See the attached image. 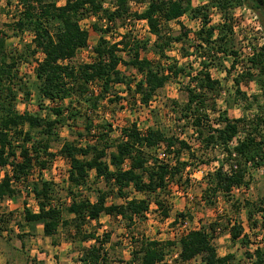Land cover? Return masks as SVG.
I'll return each instance as SVG.
<instances>
[{
    "label": "trees",
    "instance_id": "obj_1",
    "mask_svg": "<svg viewBox=\"0 0 264 264\" xmlns=\"http://www.w3.org/2000/svg\"><path fill=\"white\" fill-rule=\"evenodd\" d=\"M17 1L21 10L12 29L16 36L25 33L30 35L25 48L28 56L42 55L33 70L36 98L39 102L45 100L51 104L69 99L70 104L75 102L78 106L82 103L86 106L81 108L84 111H81L80 106L66 110L61 107L51 108L54 119L42 118L39 114L32 115L29 112L18 113L15 102L19 92L22 91L28 97L31 91L18 71V64L26 62V54L8 52L6 35L0 31V204L6 199H17L19 191L16 185L24 187L38 206L37 212L24 209L23 219L26 223L41 224L44 236L51 238L57 234L59 227L72 225L74 237H79L80 244L93 241V245L79 248L77 264H112L105 248L110 241V234L106 232L98 235L95 231L83 233L82 227L91 221L97 224L101 216H108L119 217L127 222L126 227L129 228L135 225L136 220L145 217L151 202L157 210L161 209L159 212L166 219V203L159 197L172 184L180 187L183 172L190 165L181 159V155L186 151L188 158L193 159L195 152L188 142L179 137L167 135L154 127L142 133L135 123L120 128L119 140L112 142L110 134L113 125L108 122L98 125L91 118L96 115L99 102L107 98L116 84H122L127 92H132L133 100L136 99L140 107H147L169 80L181 78H188L184 87L186 102L181 108V117L195 134L198 151L208 157L217 151L222 155L221 159L212 157L203 161L199 158L197 161L198 166L208 165L211 160L218 164L213 172L205 175L207 182L202 200L213 204L219 194L230 200L232 190L248 189L246 178L249 171L264 167V0H212L197 7H193L192 0H136L146 3V7L134 13H131L129 7L134 0H108L111 3L110 10L103 7L107 0H65L62 5H58L57 0ZM238 7H246L256 15L262 43L253 47L248 57L240 60L246 67L233 78V96L235 100L245 103V111L251 115L232 119L227 110L217 108L216 99L223 93V87L213 78L211 70L223 68L221 62L229 57L230 66L224 69L227 75L241 64L238 52L233 49L232 16ZM212 10L221 15L216 25L211 23ZM101 13L100 19L105 21L106 28L95 25L93 28L103 34L108 33L117 21L125 23L144 20L148 31L155 37L151 46L155 58L149 59L143 54L147 50L146 41H138L126 31L120 35L119 41L113 43L101 36L93 47V60L73 65L72 60L77 53L88 46L89 33L81 27V19L83 16H98ZM184 16L198 22L199 27L191 36L179 21ZM172 22L179 26L178 35L163 31ZM122 26L126 28V25ZM174 44L182 48L184 44L187 45V49L180 48L182 53L179 49L178 54L182 59L189 60L188 64H180L175 57L172 59L168 56L166 51L172 49ZM121 53H126L128 59H123ZM193 62L198 68L191 74ZM121 65L135 70L140 74V79L135 81L125 76L119 69ZM250 81L258 85L259 95L248 97L241 91L242 83ZM39 102L38 107H42ZM64 110L67 112L65 116ZM77 119H82L84 129L78 137H88L90 141L83 146L65 141L58 152L68 161L67 181L70 190H75L69 191L72 199L65 209V213L72 217L65 219L61 208L52 204V183L39 176L54 157L49 152L50 140L56 137L54 130L59 124L75 122ZM34 131L39 139L33 138ZM15 141L19 142L16 146ZM161 146L173 160L172 163L151 158V152ZM7 166L10 167V173L2 175V170ZM34 168L38 169L39 179L31 178ZM91 172L95 175L93 184L101 179L104 188L125 202L107 203L108 191L102 188L93 191L89 184ZM86 190L96 196L94 201L77 199L74 195L76 191L81 193ZM131 191L144 197L129 198L128 193L131 194ZM235 202L236 210L243 208L249 220L259 214V218L264 221V197L253 203ZM257 223V220H253L252 228ZM211 227V232L200 228L190 230L180 237L177 245L179 264L196 257H201L200 264H233V255H217L212 242L214 229ZM230 231L232 242L239 240L243 247L249 245V237L242 234L243 230L236 222ZM173 245L169 241L143 239L139 252L133 253L127 264H160L167 248ZM245 256L249 260L248 264H264V248L261 245L253 252L245 253Z\"/></svg>",
    "mask_w": 264,
    "mask_h": 264
},
{
    "label": "rangeland",
    "instance_id": "obj_2",
    "mask_svg": "<svg viewBox=\"0 0 264 264\" xmlns=\"http://www.w3.org/2000/svg\"><path fill=\"white\" fill-rule=\"evenodd\" d=\"M212 0H192L193 7H197L203 4H208ZM58 5L63 4V0H57ZM104 9H111V3L107 0L104 3ZM130 11L141 12L146 7V3H140L136 0L130 2ZM20 7L17 0H0V31L5 35V41L7 51L12 54H19L23 52L26 54L25 61L18 64L19 75L22 80L30 87V96L26 97L22 91L19 92L15 102V110L18 113L29 112L32 115L39 114L42 118L49 117L54 119L55 116L50 112V109L57 108H85V104L77 105L75 102L70 104L69 99L51 104L49 101L43 100L39 102L36 98V92L33 87L35 84L34 67L36 62L42 59L41 54H37L34 57L28 56L25 51L27 43L30 41V35L23 34L16 36L17 34L12 29V25L16 21L19 15ZM251 12V11H250ZM249 12L246 7H238L233 11V49L238 52L239 61L248 57L253 47L259 46L262 43L261 28L257 17L254 19V15ZM98 16L87 15L83 16L80 21V25L83 29H86L89 33L88 46L93 49L96 46L101 36L105 37L110 43L120 40V35L128 31V35L135 38L138 41L147 42V50L143 53L147 58H155V55L151 49V46L155 40V37L139 22L134 21H117L109 30L108 33L103 34L93 28V26L102 27L105 23ZM256 16V15H255ZM212 25H216L221 20V15L216 10H212L210 15ZM182 25L189 31V35L196 30L198 22L190 20L184 16L179 20ZM126 25V28H122ZM130 27V28H129ZM127 29V30H126ZM164 32L172 35H178L180 30L178 24L172 22L169 23L163 29ZM187 45L184 44L185 49ZM182 46L174 44L172 49L167 50V54L170 58H176L180 64H188L189 60L182 59L180 54L182 53ZM180 49V50H179ZM178 50L180 54H178ZM123 59L127 60L126 53H121ZM190 59H193L192 57ZM91 51H79L76 57L72 60L73 65H81L84 62L92 61ZM230 57L225 58L221 62L223 68H215L211 70L213 78L220 82V86L223 90L220 97L217 98V108L220 110H227L230 118L237 119L251 115L249 111H245V103L235 100L233 96V78L242 71L246 66L244 62L238 64L235 70L229 75L226 74L224 69H228L230 66ZM217 65V64H216ZM191 74H194L198 68L195 62L192 63ZM119 69L122 73L133 78L135 81L140 79L138 74L133 69H126L124 66H120ZM188 83V78H181L178 80L171 79L168 83L159 90L152 98L147 107H140L136 99L133 100V93L127 92L125 86L122 84H116L111 89L107 98L99 102L96 115L91 118L98 125L103 123H110L113 125V132L110 134V140L112 142L119 140L120 128L127 127L131 123H135L138 129L144 133L147 128L154 127L164 131L167 135L179 137L188 142L194 150L195 156L193 159L188 158V153L184 151L181 155L183 161H188L190 164L188 168L183 172L180 187H176L174 184L167 188V192L159 197L160 200L165 201L167 208V218H162L160 210L156 209V206L151 202L150 218L146 216L142 220H136L135 225L126 227V223L123 220H112L105 216L96 223H86L81 231L83 233H89L95 231L98 235L108 232L110 234V241L105 246L108 250V258L112 264H127L133 253H138L140 249V242L143 239H154L158 241H169L175 245L167 248L164 260L160 264H179L177 260L178 255V240L180 239V231L177 230L176 224L183 218L186 220L191 230H197L205 228L207 230L213 226V244L216 248L217 255L223 257L231 254L234 256L233 264H248L249 260L246 258L245 253L253 252L258 245L264 248V221L259 217V214L253 216V219L249 220L246 216V211L242 208L236 210L235 200L257 202L264 197V167L259 169L250 170L247 176L248 189L232 190L230 194V200L224 198L219 194L213 201V204H207L202 200V192L206 188L207 173L213 172L218 166L217 162H212L208 165L198 166V159H211L217 157L221 159L222 155L217 151L214 155L204 156L198 151L199 144L196 141V136L192 129L188 126L186 120L181 117V108L186 102V93L184 87ZM133 89V87L131 86ZM96 90V88H95ZM241 91H243L248 97L253 95H259L260 91L255 81H250L247 84L242 83ZM96 92V91H95ZM116 97L120 98V100ZM110 99V100H109ZM263 101V98L260 97ZM38 102L42 104V107H38ZM176 103V105H174ZM179 105V106H177ZM81 111H84L82 110ZM66 110V109H65ZM64 110V116L66 111ZM214 118V117H213ZM26 129V128H25ZM56 137L50 140L49 152L54 155L50 159L49 166L45 169L39 178L44 179L52 183L53 185V205L60 207L63 218H67L68 214L65 213L66 205L72 199L69 194V183L67 181L69 164L64 158L59 155V149L65 141L73 142L79 146L85 145L90 139L88 137L79 138L78 135L84 132L82 119H77L75 122L66 121L65 124H59L54 130ZM34 139H39L38 134L32 132ZM19 142L15 141L16 146ZM91 143V142H90ZM19 149H17L18 153ZM151 152V158H156L158 161V155L160 153L165 154L164 161L173 162L170 156L166 155L163 146L154 149ZM151 161V160H150ZM151 165V162H149ZM5 172L10 173V167L7 166L2 170V175ZM32 179L38 178V169L34 168L32 173ZM90 175H94L91 173ZM31 179L29 180V182ZM89 184L91 181L89 180ZM29 185V184H25ZM95 189L102 188L105 191L109 190L103 187V184H94ZM19 191V196L16 200L6 199L0 204V264H77L76 259L80 247H87L93 245V241L86 242V244H80L79 237H74V228L72 225L68 227H59L56 236L50 238L46 237L42 231L41 224H29L23 219L24 209H38L37 203L33 196L26 193V189L20 185H16ZM91 188H93L91 186ZM94 191V190H93ZM78 198H87L90 201H94L95 195L90 190L84 192H74ZM129 198L141 199L144 195L139 193H128ZM107 203L123 204V199L117 198L115 194H109L107 197ZM153 198L150 196V201ZM37 211V210H36ZM179 215H182L180 217ZM71 217V216H69ZM71 219V218H68ZM176 220V222H175ZM253 220H257V226L252 228ZM237 223L243 230V235L249 237V245L243 247L239 240L231 241V227L234 223ZM101 227V228H100ZM212 228V227H211ZM173 229L175 236L171 240L169 230ZM211 232V230H209ZM22 236L23 238H19ZM201 263V257L195 259V264ZM186 264V263H180Z\"/></svg>",
    "mask_w": 264,
    "mask_h": 264
},
{
    "label": "built area",
    "instance_id": "obj_3",
    "mask_svg": "<svg viewBox=\"0 0 264 264\" xmlns=\"http://www.w3.org/2000/svg\"><path fill=\"white\" fill-rule=\"evenodd\" d=\"M65 0H63V2H64ZM249 12H250V10H249ZM251 13V12H250ZM252 15H254L253 13H251ZM254 19H256V16L254 15ZM139 23H141L142 25H145V28L148 30V28H147V26H146V23H145V21L144 20H141V21H138ZM103 28H106V23H104V25H103ZM257 28H260L259 26L257 27ZM91 51V55H92V58L94 57V53H93V49H91L89 46H87V48H84V49H81L80 51ZM91 61H87V62H84V63H90ZM90 86H93V84H90ZM166 157H165V154L164 153H160L159 155H158V159L160 160V161H164V159H165ZM240 188H238V189H234V190H239ZM145 216L147 217V218H150V214H149V212H147L146 214H145ZM176 228H177V230L178 231H180L181 233H180V237L181 236H183V235H185L188 231H190L191 229H190V225H189V223L186 221V220H184V219H182L181 221H178L177 222V224H176ZM169 232H170V238H171V240H173L174 239V236H175V233H174V231H173V229H170L169 230ZM197 258V257H196ZM196 258H194V259H192L191 261H189V262H186V264H195V259Z\"/></svg>",
    "mask_w": 264,
    "mask_h": 264
},
{
    "label": "crops",
    "instance_id": "obj_4",
    "mask_svg": "<svg viewBox=\"0 0 264 264\" xmlns=\"http://www.w3.org/2000/svg\"><path fill=\"white\" fill-rule=\"evenodd\" d=\"M182 18H183V17H182ZM182 18H180V19H182ZM91 173H93V172H91ZM91 173H90V174H91ZM94 176H95V175H89V180L91 181V184H92L91 186L93 187L92 190H95V188H94L95 186H94V184L92 183V181L94 180ZM95 184H98V185L101 184V185H102L103 182H102V180L100 179V180H96ZM134 193H137V192H134ZM29 210H30V209H29ZM36 210H38V209L36 208V209H34L33 211H32V210H31V211H32V212H37ZM69 216H71V215H68V217L65 218V219H68V218H71V217H72V216H71V217H69ZM101 217H103V216H101ZM101 217L99 218V220L101 219ZM105 217H107V218H111V217H108V216H105ZM111 219H112V220H118V219L121 220L119 217H117V218H111ZM91 223H95V222H94V221H91ZM100 228H101V227H100ZM42 231H43V230H42ZM54 236H56V235H54ZM54 236H53V237H54ZM50 238H51V237H50ZM83 244H86V243H83Z\"/></svg>",
    "mask_w": 264,
    "mask_h": 264
}]
</instances>
